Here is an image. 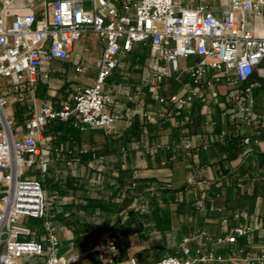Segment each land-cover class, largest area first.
I'll return each instance as SVG.
<instances>
[{"label": "built area", "instance_id": "2783aa9c", "mask_svg": "<svg viewBox=\"0 0 264 264\" xmlns=\"http://www.w3.org/2000/svg\"><path fill=\"white\" fill-rule=\"evenodd\" d=\"M85 1L54 0L51 10L39 16L33 11L11 15L13 0H4L0 11V77L7 84L6 89L0 87V264H69L61 254L58 227L51 214L54 208L64 211L63 201L58 192L48 193L45 185L53 160L49 157L51 138L44 132L56 121L80 131H113L118 117L111 109L116 98L108 80L136 45L149 47L151 77L146 83L157 103L172 107L173 113L168 114L178 119L181 131H189L199 104L208 130L215 126L212 105L223 106V117L237 125H264V114L254 110L253 86L248 85L264 59V0H229L223 16L207 4L182 6L180 0H92L91 9L85 8ZM85 33H95L103 43L94 81L77 85L70 101L61 107L46 100L18 123L11 105L36 99L41 77H50L48 72L40 74L45 57L69 59ZM86 71L77 64L78 75ZM169 80L182 83L184 92L161 94V85ZM219 84L227 87L223 101H219ZM146 117L156 120L152 114ZM221 135L225 137L227 131ZM259 141L246 136L242 143L251 146ZM184 146L193 148L190 142ZM202 147L208 149L210 144ZM33 168L38 175L28 174ZM234 217L245 223L223 237L202 230L184 240H199L196 258L166 255L154 264L224 261L215 254L219 246L235 249L228 258L233 264H264V248L245 256L239 246L240 239L251 241L253 237L249 213L236 211ZM30 219L42 220V225L32 228ZM118 242L119 235L109 233L89 251L100 254V264H116ZM184 251L190 254L188 248ZM124 264L139 261L129 257Z\"/></svg>", "mask_w": 264, "mask_h": 264}, {"label": "crops", "instance_id": "0c3cea01", "mask_svg": "<svg viewBox=\"0 0 264 264\" xmlns=\"http://www.w3.org/2000/svg\"><path fill=\"white\" fill-rule=\"evenodd\" d=\"M53 1L13 0L9 12L33 11L42 16L51 10ZM228 2L179 1L189 7L207 4L218 16L224 15ZM3 6L4 0H0V11ZM139 47L122 57L124 65L108 80L116 98L111 109L118 117L113 131H79L56 121L62 129L56 130V124L50 123L44 132L51 138L49 157L53 160L46 189L58 192L63 201V212L53 210L61 254L69 264H100V254L89 250L101 237L116 233V264H124L129 257L138 258L139 264H154L166 255L196 258L199 240H184L202 230L216 238L229 234L245 223L234 217L236 211L248 212L247 222L254 228L251 241L240 239L239 246L245 256L259 253L264 248V125H237L223 117V106L212 105L215 126L208 130L199 104L189 131H181L178 119L168 114L173 113L172 107L154 99L146 83L151 77L147 65L150 49L144 46L147 53L140 55ZM83 58L76 46L67 60L45 57L40 74L48 72L50 77H41L29 107L38 109L46 100L58 107L69 102L79 85L76 66H84ZM249 84L253 86L254 110L264 114V59ZM160 90L164 96L184 92L182 83L175 80L164 81ZM226 91L224 84L218 85L219 101ZM147 114L154 115L155 122ZM223 131H227L225 137ZM246 136L260 141L245 146ZM187 142L192 144L191 150L185 148ZM205 143L210 144L208 149L202 147ZM215 254L225 260L197 264H233L228 258L235 249L219 246Z\"/></svg>", "mask_w": 264, "mask_h": 264}, {"label": "rangeland", "instance_id": "374dc122", "mask_svg": "<svg viewBox=\"0 0 264 264\" xmlns=\"http://www.w3.org/2000/svg\"><path fill=\"white\" fill-rule=\"evenodd\" d=\"M84 5L85 8L91 9L93 7V1L86 0ZM102 50H103L102 40L95 33H85L82 39L76 44V52L82 54V56L84 57L82 61V65H84L87 68V71L81 76H79V78L76 80L77 83L81 85L90 84L92 80L96 77L97 74L96 60L97 57L102 52ZM138 51L140 55H145L147 53V48L140 45ZM60 67L64 69L66 68L64 62L60 65ZM0 87L1 89L7 88L6 79L4 77H0ZM29 101L32 100L27 99L22 102H15L11 105V109L15 110V119L18 123H22V121L29 115V112L32 111L33 108H30L28 104ZM33 173H36V175H38V172L35 168H33L31 172H28V174H33ZM48 176H47L46 184L49 185L50 182L48 181L49 180ZM51 214L54 215L53 210H51ZM28 225L31 226L32 228H35L39 225H42V220L30 219L28 221ZM60 251L62 253L63 249H61Z\"/></svg>", "mask_w": 264, "mask_h": 264}, {"label": "trees", "instance_id": "16d2710c", "mask_svg": "<svg viewBox=\"0 0 264 264\" xmlns=\"http://www.w3.org/2000/svg\"><path fill=\"white\" fill-rule=\"evenodd\" d=\"M52 123H54V124H56V122H51V124ZM54 128L57 130H60V129H62L61 127H60V124H56L55 126H54ZM73 128V127H72ZM80 131V130H79Z\"/></svg>", "mask_w": 264, "mask_h": 264}]
</instances>
